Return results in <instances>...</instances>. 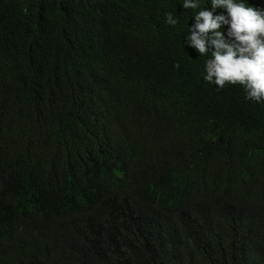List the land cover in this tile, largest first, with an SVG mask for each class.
<instances>
[{
  "label": "trees",
  "instance_id": "obj_1",
  "mask_svg": "<svg viewBox=\"0 0 264 264\" xmlns=\"http://www.w3.org/2000/svg\"><path fill=\"white\" fill-rule=\"evenodd\" d=\"M87 1L0 0V264H264V181L208 130L237 89L129 104L148 42Z\"/></svg>",
  "mask_w": 264,
  "mask_h": 264
},
{
  "label": "clouds",
  "instance_id": "obj_2",
  "mask_svg": "<svg viewBox=\"0 0 264 264\" xmlns=\"http://www.w3.org/2000/svg\"><path fill=\"white\" fill-rule=\"evenodd\" d=\"M86 4L94 5L85 19L99 25L100 5L101 13L120 29L142 32L148 42L132 62H136L134 83L124 88L129 104L139 102V88L156 83L158 91L168 87L178 92L172 98L175 102L187 81L203 82L216 92L237 89L233 107L212 120L208 130L220 128L227 151L239 150L238 164L243 167L237 170V182L250 185L246 188L263 182L264 0H88ZM38 83L43 93L32 94L41 105L40 96H48L50 90L44 78Z\"/></svg>",
  "mask_w": 264,
  "mask_h": 264
}]
</instances>
